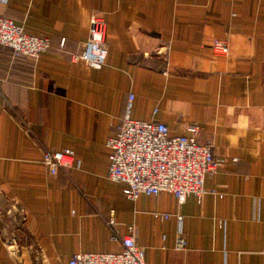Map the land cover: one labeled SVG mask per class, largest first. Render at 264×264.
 I'll return each instance as SVG.
<instances>
[{
	"label": "crops",
	"instance_id": "obj_1",
	"mask_svg": "<svg viewBox=\"0 0 264 264\" xmlns=\"http://www.w3.org/2000/svg\"><path fill=\"white\" fill-rule=\"evenodd\" d=\"M92 14L105 23L97 68L70 59ZM0 16L50 43L36 59L0 44V264L118 251L110 209L144 264H264V0H0ZM128 93L130 117L160 120L170 135L195 124L210 143L218 164L199 197L131 199L106 177L105 139ZM39 141L72 149L76 165L46 174Z\"/></svg>",
	"mask_w": 264,
	"mask_h": 264
},
{
	"label": "built area",
	"instance_id": "obj_2",
	"mask_svg": "<svg viewBox=\"0 0 264 264\" xmlns=\"http://www.w3.org/2000/svg\"><path fill=\"white\" fill-rule=\"evenodd\" d=\"M62 43L61 39L59 47ZM0 44L11 48L15 57L30 59H36L50 47L48 38L28 34L21 25L4 16H0ZM210 48L221 55L228 50L226 41L219 38L212 39ZM105 55V23L101 16L92 14L81 50L71 55L70 59L81 60L85 65L97 68L103 65ZM131 98L132 93H128L124 111L114 131L105 139L109 149L106 177L124 182L122 193L131 199L139 193L155 194L159 191L172 193L178 203L189 194L199 197L204 192V175L214 171L218 164L211 153L210 143L196 140L199 128L195 124L187 126L188 134L170 135L160 120L130 117ZM39 144L46 174L54 175L60 168L76 165L72 149L48 148L40 141ZM112 212L110 209L105 222L110 229V239L119 241L120 249L75 252L68 257L66 264H144V247L134 241L130 232L123 235L116 232ZM155 214L162 218L169 216V213ZM174 246H184L180 214H175Z\"/></svg>",
	"mask_w": 264,
	"mask_h": 264
}]
</instances>
